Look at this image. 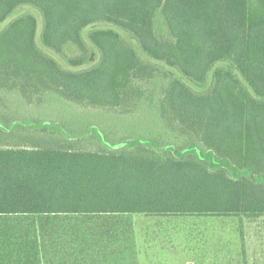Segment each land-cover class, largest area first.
I'll return each instance as SVG.
<instances>
[{"label": "trees", "instance_id": "16d2710c", "mask_svg": "<svg viewBox=\"0 0 264 264\" xmlns=\"http://www.w3.org/2000/svg\"><path fill=\"white\" fill-rule=\"evenodd\" d=\"M21 6L41 12L42 44L72 67L94 60L83 30L96 23L136 42L95 27L88 37L101 59L75 70L40 47L34 12L0 32L4 67L78 99L120 104L124 81L144 69L139 50L199 87L216 67L207 91L173 78L165 103L209 150L264 178V0H0V24ZM158 10L168 40L156 29ZM131 213L264 214V181L211 170L192 152L143 144L0 148V264H125L112 262L125 236L112 220Z\"/></svg>", "mask_w": 264, "mask_h": 264}, {"label": "rangeland", "instance_id": "374dc122", "mask_svg": "<svg viewBox=\"0 0 264 264\" xmlns=\"http://www.w3.org/2000/svg\"><path fill=\"white\" fill-rule=\"evenodd\" d=\"M32 11L38 18L37 41L62 66L71 69L90 67L101 59L100 52L90 41L93 28L114 27L99 22L83 30L87 42L95 51L92 62L82 67L70 66L55 51L41 42L43 17L31 6L19 7L11 17L0 24V32L16 17ZM124 38L136 45L131 35L117 27ZM156 29L163 39H170L161 11L156 14ZM69 54L78 51L67 46ZM144 69L134 72L124 81L123 101L105 106L70 96L53 87L39 75L28 76L0 63V148L54 147L73 150H116L144 145L158 151L192 152L201 157L211 170L224 168L234 177L243 175L258 181L235 167L229 160L209 150L197 130L178 120L165 103L169 82L183 78L176 69L156 61L139 50ZM4 61L2 57L0 62ZM228 66V63H219ZM214 67L206 86L199 87L183 78L197 91H207L213 84ZM122 91V92H123ZM97 219L93 227L97 226ZM125 232L119 255L112 262L133 264L139 248L150 241L163 240L166 247H148L156 256L151 264H264V214H163L131 213L113 219ZM150 229L155 230L154 236ZM122 253V254H121Z\"/></svg>", "mask_w": 264, "mask_h": 264}, {"label": "crops", "instance_id": "0c3cea01", "mask_svg": "<svg viewBox=\"0 0 264 264\" xmlns=\"http://www.w3.org/2000/svg\"><path fill=\"white\" fill-rule=\"evenodd\" d=\"M149 232H151L152 235L154 236L155 230L150 229ZM165 232H168V231L167 230L166 231H163V230L159 231L158 230L156 236H164L163 240H160V239L155 240L154 239L153 241H150V243H147L149 245H144V247H147V249H148V247H151L153 249H155V247H158V248L166 247L165 245L168 242L167 241L168 239L166 237H168V236L164 235ZM138 248H139V255H138V259H137L138 264H151V262H153V260H156L157 254L155 255L154 253H152V251H146L147 249H144L143 247H140L139 245H138Z\"/></svg>", "mask_w": 264, "mask_h": 264}]
</instances>
